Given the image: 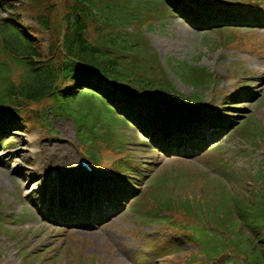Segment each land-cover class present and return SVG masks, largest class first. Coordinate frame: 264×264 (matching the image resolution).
I'll list each match as a JSON object with an SVG mask.
<instances>
[{
    "label": "rangeland",
    "instance_id": "obj_1",
    "mask_svg": "<svg viewBox=\"0 0 264 264\" xmlns=\"http://www.w3.org/2000/svg\"><path fill=\"white\" fill-rule=\"evenodd\" d=\"M167 1L165 0V2ZM189 1L198 6L210 8L218 2V0ZM239 1L225 0L222 1V4L234 9ZM159 2L160 0H145L152 19L150 23L155 25L149 29L145 28L144 32L149 45L157 50L163 69L175 85L176 95H173L171 99L184 102L188 106H194L191 102L192 96L201 97L204 102L209 103L212 112L229 113L225 116L233 120L234 123L230 125L227 133L224 132L225 136L224 133H221L222 131L214 129L216 127L211 124L210 119L206 118L202 123H193L207 124L205 129L211 135L210 141L224 136L218 144L220 148L214 151L210 150L196 159L172 158L168 160V155L160 157V154L150 147L149 139L146 141L147 144H143L144 140L140 139L128 125L129 122L119 115L102 96L91 91L81 92L74 99L67 101L65 107L78 126L82 127L80 137L83 143L91 147L89 153L82 152L97 167H115L117 169L126 167L130 169L138 165L132 161L127 162V160H129V156H133L135 151H139L134 159L145 163L146 166L140 172V177L136 178L139 183L137 189L139 192H145L152 186L155 177H159L158 181L170 186L169 197L178 193V189L190 193L191 188L203 185L207 178H200L198 167H212L211 157L221 153L216 158L217 161H220L224 156L222 152H225L226 163L230 162L232 167L248 180L247 192H249L253 189V180L248 174L258 176L262 170L264 171V140H258V147L253 146L250 138L240 134L239 126L250 121L252 116L259 118V121H264L263 55L258 56L257 52L250 51L254 45L240 48L235 42L230 41L231 35L221 34L222 27L225 28V26L215 31H204L194 27L183 17H175L172 11L165 17V11L160 10ZM173 2L175 0H172L170 4L175 5ZM64 3L65 0L59 1L55 7L56 15L51 16L56 21V25H58V19L62 13L60 10L65 9ZM17 12L21 15L24 14L25 18L29 20L26 15L29 12L14 10V13ZM6 15L7 12L2 10L1 17ZM216 19L233 21L239 20V17H231L223 12ZM258 26L249 27L236 24L234 28L243 33L251 31V35L259 39L255 46L262 42L261 47H264V26ZM139 27L140 23L134 25V29L138 33ZM146 55L155 61L151 50H147ZM176 61H188L193 65L205 67L214 77V81L196 92L190 85L184 84L176 73L174 68L177 65ZM169 63L172 65L169 66ZM18 71L19 68L16 67L14 74H17ZM229 74L236 77L233 78L234 83L238 84L236 89L241 91L246 88L250 91L249 97H251L238 100L241 106L230 109L221 107L223 99L215 91L222 89L215 87L214 83L219 80L221 75H224L225 80L222 87H230V80L227 77ZM243 93L245 94V91ZM45 111L47 112L46 124L54 133L43 137L40 129L49 133L46 127L39 128L32 124L30 127L26 126V128L20 129L22 134L14 132L15 134L12 135L16 142L14 146L18 144L20 148L10 149L5 146L0 149V197L3 201L2 210L6 222V226L5 224L4 226L10 231L9 234L8 230H3L0 233V264H30L32 261H35V264H82V262L89 264H137L136 258L139 256L144 258L147 264H172V261L164 259V256L169 253L163 256L153 253L155 236L159 232L162 235H167L166 237L169 236L163 232L164 225L156 228L158 223L143 224L140 221L141 217L137 214L132 215V211L135 212V206L132 208V201L128 202L127 206L119 212L117 220L113 222L108 220L105 224H93L89 227H86L85 223L75 222L71 226L59 221H55L54 225H46L39 220L37 215H34V209L28 206L22 197L29 193L30 189L44 186L46 182L44 177L38 179L31 174L40 175L43 172L40 167V165L43 166L42 159H47L53 165H60L66 163L64 156L70 154L78 161L77 151L80 144L77 127L72 119L55 114L50 106H46ZM203 117L200 115L196 118ZM99 141H101L100 149L96 150ZM130 143L133 146H140V148L134 147L137 150L133 148L132 151L129 147ZM38 146L42 148V151L36 156L31 150L38 149ZM148 160H152V162H147ZM153 163H157L156 166L150 167L149 165L153 166ZM175 178L178 181L174 180ZM35 179L38 182L33 185L32 181ZM160 190L167 192L163 187ZM66 194H69L68 190ZM76 199L75 202L79 200ZM37 203L39 204L37 207L44 210L47 206V199L43 198ZM146 204L150 205L152 201L147 199ZM87 210L92 209L89 207ZM140 210L151 217L145 204ZM58 211L59 214L56 216L61 219L60 208ZM81 211L84 214L83 207ZM73 216L72 214L71 218ZM225 216V221L228 222V215ZM198 224L205 225L207 221H199ZM185 246L195 247L193 244H185ZM19 248H23L21 254L18 253ZM158 251L160 252V249ZM28 254L32 255L28 256ZM180 255L186 257L191 254L182 252L173 257ZM36 257L40 258L36 259ZM140 264H142L141 261Z\"/></svg>",
    "mask_w": 264,
    "mask_h": 264
},
{
    "label": "trees",
    "instance_id": "obj_2",
    "mask_svg": "<svg viewBox=\"0 0 264 264\" xmlns=\"http://www.w3.org/2000/svg\"><path fill=\"white\" fill-rule=\"evenodd\" d=\"M59 1L62 0H0V9L3 6L9 12L0 23V52L5 54V59H14L25 68L21 82L16 85L9 77L10 66L0 58V104L22 106L39 102L52 94L60 79L67 77L75 79L77 90L86 69L97 70L114 81L138 85L145 94L156 93L153 91L158 87L157 80L155 76L149 80L146 67L148 47L137 51L116 31L126 17L140 25L151 21L150 10L143 5L145 0H65V9L60 10L62 13L56 25L51 16L56 15L55 7ZM17 9L29 12L26 15L37 20V25L27 23L24 14L14 13ZM153 65L159 77L161 73L165 76L162 89L171 90L162 68L156 61ZM180 70L185 79L188 76L199 82L200 78L195 77L197 71L184 65ZM209 187L203 185L198 192L206 199L208 211L213 205L229 214L227 195L221 189ZM219 192L223 196L219 197ZM179 199L184 204L183 197ZM244 201L240 209L242 215L253 224H262L264 199ZM221 223L231 228L229 232L234 236L238 252L248 254L246 264H264V237L255 238L240 222L221 220Z\"/></svg>",
    "mask_w": 264,
    "mask_h": 264
}]
</instances>
